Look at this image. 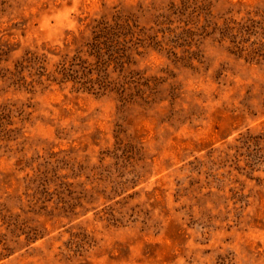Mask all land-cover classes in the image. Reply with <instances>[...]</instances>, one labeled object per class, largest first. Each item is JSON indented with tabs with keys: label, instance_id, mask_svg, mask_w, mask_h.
<instances>
[{
	"label": "rangeland",
	"instance_id": "1",
	"mask_svg": "<svg viewBox=\"0 0 264 264\" xmlns=\"http://www.w3.org/2000/svg\"><path fill=\"white\" fill-rule=\"evenodd\" d=\"M0 264H264V0H0Z\"/></svg>",
	"mask_w": 264,
	"mask_h": 264
}]
</instances>
